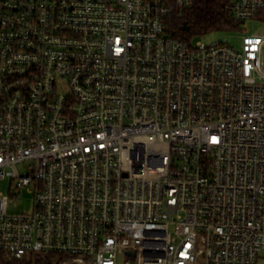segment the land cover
<instances>
[{"label":"built area","instance_id":"obj_1","mask_svg":"<svg viewBox=\"0 0 264 264\" xmlns=\"http://www.w3.org/2000/svg\"><path fill=\"white\" fill-rule=\"evenodd\" d=\"M191 3L0 0V252L264 264V35L171 36ZM229 9L264 23V0Z\"/></svg>","mask_w":264,"mask_h":264},{"label":"trees","instance_id":"obj_2","mask_svg":"<svg viewBox=\"0 0 264 264\" xmlns=\"http://www.w3.org/2000/svg\"><path fill=\"white\" fill-rule=\"evenodd\" d=\"M230 4L231 0H192L191 5L167 18V31L171 36L189 42L213 31H242V24L232 16ZM50 256L34 252L21 260L27 261V264H42ZM11 260L7 254L0 252V261L9 263Z\"/></svg>","mask_w":264,"mask_h":264},{"label":"rangeland","instance_id":"obj_3","mask_svg":"<svg viewBox=\"0 0 264 264\" xmlns=\"http://www.w3.org/2000/svg\"><path fill=\"white\" fill-rule=\"evenodd\" d=\"M242 29H247V31L251 34L253 33H261L264 35V23L261 20H253L249 19L242 25ZM242 35L241 31H213L208 34L198 36L194 38V42H202L206 44L213 43H227L235 48L242 47ZM20 169L23 171V167L20 166ZM0 191L5 195L10 194V179L7 178L5 180L0 181ZM34 207L33 194L29 192L26 188L21 194H19L16 198H11L9 212L11 214H19L23 212H31ZM10 264H27L28 262L25 260L12 259Z\"/></svg>","mask_w":264,"mask_h":264},{"label":"water","instance_id":"obj_4","mask_svg":"<svg viewBox=\"0 0 264 264\" xmlns=\"http://www.w3.org/2000/svg\"><path fill=\"white\" fill-rule=\"evenodd\" d=\"M187 29H188V27H187Z\"/></svg>","mask_w":264,"mask_h":264}]
</instances>
